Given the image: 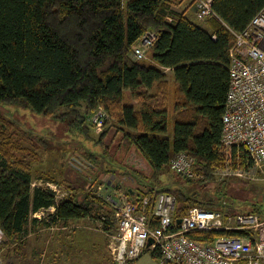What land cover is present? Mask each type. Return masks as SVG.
I'll use <instances>...</instances> for the list:
<instances>
[{
    "label": "trees",
    "instance_id": "1",
    "mask_svg": "<svg viewBox=\"0 0 264 264\" xmlns=\"http://www.w3.org/2000/svg\"><path fill=\"white\" fill-rule=\"evenodd\" d=\"M185 1L0 0V250L19 245L29 222H39L32 214L42 209L55 208L51 224L92 217L94 202L110 205L107 215L113 212L111 201L95 192L82 202L74 195L58 200L52 189L34 186L31 154L12 130L15 121L1 110L6 105L55 115L68 121L71 133L97 143L114 126L151 167V179L171 170V159L187 152L196 173L180 175V186L126 192L130 197L174 194L176 218L193 206L264 215L263 201L236 203L222 191L203 197L192 188L212 181L225 163L222 115L235 41L229 27L244 30L264 0H213L217 17L199 20L205 26L186 9H176ZM148 31L157 35L146 49L150 59L137 60L133 51ZM126 91L136 103L124 102ZM98 107L111 114V121L94 138L88 120ZM229 154L234 165L252 164L244 145H234ZM80 158L75 160L81 166L97 169L95 154Z\"/></svg>",
    "mask_w": 264,
    "mask_h": 264
},
{
    "label": "rangeland",
    "instance_id": "2",
    "mask_svg": "<svg viewBox=\"0 0 264 264\" xmlns=\"http://www.w3.org/2000/svg\"><path fill=\"white\" fill-rule=\"evenodd\" d=\"M176 9H186L193 21L205 26L197 18L195 4L190 0ZM124 102H135L129 91L125 93ZM1 110L15 121L12 130L26 152L31 154L33 185L52 189L58 200L74 195L82 202L85 194L90 192L99 194L103 199L120 197L138 187L180 186L184 182L182 176L171 170L158 179H151V167L133 145L126 144L122 133L114 126L110 127L103 142L97 143L71 133L68 121L55 115H39L18 105L1 106ZM61 112L64 109L59 110L58 114ZM110 121L111 114L107 122ZM104 126L93 125L92 136L99 137ZM90 152L96 156L95 170L85 168L75 160L81 159L80 156L88 157ZM223 153L225 163L214 172L215 178L205 185H194L192 188H196L203 197L204 194L215 197L222 191L236 203L245 200L264 202V176L261 171L253 164L247 167L240 163L234 165L230 154ZM71 162L83 170L80 171ZM92 206V217L70 220L65 224H51L49 215L55 211L54 207L42 209L37 215L32 214V218L36 217L39 222H29L19 245L13 244L0 250V264H116L111 249L118 233L113 212L107 215L108 204L102 207L94 202ZM2 237L0 229V241ZM135 263L160 264V261L151 252H145Z\"/></svg>",
    "mask_w": 264,
    "mask_h": 264
},
{
    "label": "built area",
    "instance_id": "3",
    "mask_svg": "<svg viewBox=\"0 0 264 264\" xmlns=\"http://www.w3.org/2000/svg\"><path fill=\"white\" fill-rule=\"evenodd\" d=\"M195 5L199 20L217 17L213 0H195ZM229 29L235 41L229 49L230 82L221 141L227 154L234 145H244L253 166L264 176V8L244 30ZM156 36L154 31L143 36L133 51L137 60L150 59L146 49ZM108 118L109 113L99 107L90 121L101 127ZM194 162L193 156L180 152L171 159L170 168L193 177ZM108 199L118 229L111 247L116 264H132L145 252L159 254L160 264H264V215L257 212L193 206L176 218V196L168 192ZM214 232L220 234L207 239Z\"/></svg>",
    "mask_w": 264,
    "mask_h": 264
},
{
    "label": "water",
    "instance_id": "4",
    "mask_svg": "<svg viewBox=\"0 0 264 264\" xmlns=\"http://www.w3.org/2000/svg\"><path fill=\"white\" fill-rule=\"evenodd\" d=\"M152 242H153V240H152V239H150V240H149V243L151 244Z\"/></svg>",
    "mask_w": 264,
    "mask_h": 264
},
{
    "label": "crops",
    "instance_id": "5",
    "mask_svg": "<svg viewBox=\"0 0 264 264\" xmlns=\"http://www.w3.org/2000/svg\"><path fill=\"white\" fill-rule=\"evenodd\" d=\"M166 72H169L170 70L169 69H165ZM136 264V263H135Z\"/></svg>",
    "mask_w": 264,
    "mask_h": 264
}]
</instances>
